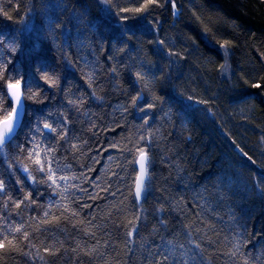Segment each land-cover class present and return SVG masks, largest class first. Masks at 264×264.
Returning a JSON list of instances; mask_svg holds the SVG:
<instances>
[{
    "label": "trees",
    "instance_id": "16d2710c",
    "mask_svg": "<svg viewBox=\"0 0 264 264\" xmlns=\"http://www.w3.org/2000/svg\"><path fill=\"white\" fill-rule=\"evenodd\" d=\"M146 3L0 0V264H264V0Z\"/></svg>",
    "mask_w": 264,
    "mask_h": 264
},
{
    "label": "snow or ice",
    "instance_id": "6c2138e0",
    "mask_svg": "<svg viewBox=\"0 0 264 264\" xmlns=\"http://www.w3.org/2000/svg\"><path fill=\"white\" fill-rule=\"evenodd\" d=\"M105 2H107V0H105ZM155 0H147V3L144 5L145 8L148 7L149 4L154 3ZM169 2H171V0H169ZM143 9H136L135 11L139 12L142 11ZM124 11H127V9H125ZM6 15V13H4ZM9 19H11V17H9ZM126 19V18H125ZM51 23V21H49ZM29 30H31V26H29ZM3 41L0 40V43H2ZM15 43V42H13ZM13 51H15V48H13ZM227 54V53H225ZM139 76V73L137 74ZM8 79H11V77H9ZM8 88L11 91V100H13L15 102V106H12L11 104H8L7 106H5L3 108V111H0V154L4 153V150L6 148H10L11 145L13 144V142L16 140V138L18 137V134L20 132V130L23 127V119L25 116V109H24V101L22 99V91H21V82L18 79L15 83H9L8 84ZM25 90H26V84H25ZM8 93H3L0 92V100H2L3 96H7ZM151 107V105H150ZM10 109V111H9ZM43 127L45 129H49L50 132H56V128L51 127L49 124L45 123L43 125ZM35 147V146H34ZM46 156H47V150H45ZM39 156V152L36 151L34 152L33 150H29V156H33V155ZM245 155H247L245 153ZM249 159H251V157H249ZM49 163V169H48V179L52 181V184H56L57 181L55 179H53L54 175H55V171L53 169H51L50 165H51V160L47 161ZM139 164H140V175L136 181V185H135V195L138 199L142 198L143 196H145L148 191H149V182H150V177H148L147 179L146 177V164L150 165L151 161L150 159L147 157L146 153H144L143 151L140 152L139 155V160H138ZM35 163L40 165L39 169H37V171H44V165L41 163V161L39 159L35 160ZM23 171L25 173H28V175H31V173L29 172L27 167L23 168ZM61 179H68L67 177H60ZM73 179H75V177H73ZM51 186V185H50ZM5 189V185L3 180H0V192H4ZM7 194V193H5ZM114 195V193H113ZM30 198V194L28 197H25V199H29ZM35 201H32V203H34ZM20 203H24V201H21ZM20 203H17L15 206L17 208L20 207ZM75 215V213H73ZM45 216H48V213L45 212ZM24 225L21 224L20 226L15 227L14 229H9L10 232H15V233H21L22 232V238L24 240H28L29 239V233L27 231H23ZM134 231H136V229H133ZM129 235H131V233H129ZM16 238L13 236L12 239L8 238V235H4L2 239H0V249H5V250H14L15 249V244H14V240ZM34 247V245H33ZM239 249L237 248L236 251H238ZM47 251V249H46ZM232 255H235V252L232 253ZM165 259H167V257H165ZM245 264H247V261H245Z\"/></svg>",
    "mask_w": 264,
    "mask_h": 264
},
{
    "label": "rangeland",
    "instance_id": "374dc122",
    "mask_svg": "<svg viewBox=\"0 0 264 264\" xmlns=\"http://www.w3.org/2000/svg\"><path fill=\"white\" fill-rule=\"evenodd\" d=\"M100 5L102 6V9L104 12H107V9H108V4L107 2H105V0H98ZM177 10V8H176ZM222 50V53L224 54V50L222 48H220ZM167 64L168 66H170V68H178L179 65H178V59L174 56H168L167 57ZM222 72V77L225 79V80H229L230 79V76H231V71H230V68H229V63L227 62V59L225 58V63H224V66L221 70Z\"/></svg>",
    "mask_w": 264,
    "mask_h": 264
},
{
    "label": "water",
    "instance_id": "95a60500",
    "mask_svg": "<svg viewBox=\"0 0 264 264\" xmlns=\"http://www.w3.org/2000/svg\"><path fill=\"white\" fill-rule=\"evenodd\" d=\"M172 7H173V12H174V17L177 18L178 15H179V12L176 10V6H175V4H173ZM11 91H12V90H10V89L8 88V95H9L10 100H11ZM21 91H22V85H21ZM22 99H23V92H22ZM23 101H24V100H23ZM11 102H12L13 106H15V102H14L13 100H11ZM24 109H25V106H24ZM138 160H139V158H138ZM138 160H137V170H138L137 179H138V177H139V175H140V164H139ZM145 178H146V179L148 178V164H146V177H145ZM137 179H136V181H137ZM135 197H136V195H135ZM143 198H144V196H143L142 198H140V199H138V198L136 197L137 203H138L139 205L142 204V202H143Z\"/></svg>",
    "mask_w": 264,
    "mask_h": 264
}]
</instances>
